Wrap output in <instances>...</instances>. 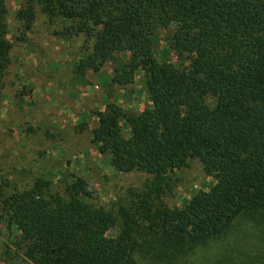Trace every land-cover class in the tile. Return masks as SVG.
Segmentation results:
<instances>
[{
	"label": "trees",
	"instance_id": "obj_1",
	"mask_svg": "<svg viewBox=\"0 0 264 264\" xmlns=\"http://www.w3.org/2000/svg\"><path fill=\"white\" fill-rule=\"evenodd\" d=\"M33 1L17 11L24 24L38 5L67 23L64 35L74 31L90 43L77 72L115 61L109 89L126 92L143 74L148 105L137 112L111 102L94 111L90 137L115 170L149 178L113 210L88 202L81 177L66 196L40 176L1 193L0 222L17 234L6 254L15 264H187L197 248L220 245L235 227L261 245L234 254L227 241L209 264H264V0ZM7 12L0 0V99L12 62ZM191 158L214 183L182 208L170 207L163 201L170 174Z\"/></svg>",
	"mask_w": 264,
	"mask_h": 264
},
{
	"label": "rangeland",
	"instance_id": "obj_2",
	"mask_svg": "<svg viewBox=\"0 0 264 264\" xmlns=\"http://www.w3.org/2000/svg\"><path fill=\"white\" fill-rule=\"evenodd\" d=\"M28 1L6 0L12 62L4 74L0 99V194L28 188L40 176L50 181L51 192L66 196V187L81 177L91 193L88 202L113 210L127 200L129 190H141L149 175L137 170L119 172L112 167L110 155L101 153L91 141L90 130L97 124L94 111L111 102L127 110L144 109L149 100L143 74L137 72L134 82L126 85V92L118 85L109 89L115 61H107L97 72H77L76 64L89 50L88 40L74 31L64 35L67 23L60 17L51 20L38 5L31 25L24 24L17 11ZM164 35L161 29L154 46L158 59L164 58ZM116 56L118 62L124 60L123 53ZM170 175L171 187L163 196L170 207L182 208L195 193L209 190L214 183L195 158ZM237 233L234 227L220 245L211 242L197 248L187 257V264L211 263L229 244L227 241L236 244L229 250L234 254L256 250L255 243L259 242L253 235ZM16 235L0 222V264L17 261L15 255L6 254ZM140 264L152 263L140 259Z\"/></svg>",
	"mask_w": 264,
	"mask_h": 264
}]
</instances>
